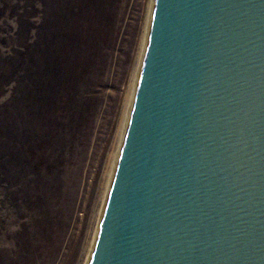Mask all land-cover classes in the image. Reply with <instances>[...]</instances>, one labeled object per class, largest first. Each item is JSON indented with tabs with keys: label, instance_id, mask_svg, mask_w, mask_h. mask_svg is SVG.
I'll use <instances>...</instances> for the list:
<instances>
[{
	"label": "water",
	"instance_id": "1",
	"mask_svg": "<svg viewBox=\"0 0 264 264\" xmlns=\"http://www.w3.org/2000/svg\"><path fill=\"white\" fill-rule=\"evenodd\" d=\"M91 264H264V0H156Z\"/></svg>",
	"mask_w": 264,
	"mask_h": 264
},
{
	"label": "rangeland",
	"instance_id": "2",
	"mask_svg": "<svg viewBox=\"0 0 264 264\" xmlns=\"http://www.w3.org/2000/svg\"><path fill=\"white\" fill-rule=\"evenodd\" d=\"M5 1L13 6L21 0ZM148 1L46 0V133L36 127L40 142L1 179L0 264L84 260ZM20 10L0 16L1 60L20 45L13 41ZM20 70L16 83L1 90L0 103L25 82Z\"/></svg>",
	"mask_w": 264,
	"mask_h": 264
},
{
	"label": "trees",
	"instance_id": "3",
	"mask_svg": "<svg viewBox=\"0 0 264 264\" xmlns=\"http://www.w3.org/2000/svg\"><path fill=\"white\" fill-rule=\"evenodd\" d=\"M19 2L20 6H12L0 0V16L5 9H21L14 15L18 29L13 40L20 45L9 56L0 57V99L1 90L16 83L20 69L25 77V82L17 85L19 91H13L5 104L0 103V182L13 168L12 163L18 159L23 164L33 144L40 142L34 133L36 127L42 135L46 133V0ZM38 16L40 23L34 27L32 22Z\"/></svg>",
	"mask_w": 264,
	"mask_h": 264
},
{
	"label": "bare ground",
	"instance_id": "4",
	"mask_svg": "<svg viewBox=\"0 0 264 264\" xmlns=\"http://www.w3.org/2000/svg\"><path fill=\"white\" fill-rule=\"evenodd\" d=\"M156 0H149L147 6V16H146V23H145V30L142 36V41L140 45V52L137 58V64L134 70V74L130 80L131 84L128 87V95H127V102H126V109L125 114L123 117V124L119 131V138L118 141L115 142L116 144L113 146L114 149L111 152L107 169L105 171V178L103 180L100 203L96 215V219L94 222V226L91 231V236L87 242L86 249H85V258L81 262V264H91L97 243L99 240L104 216L106 213L109 197L111 194L113 182L115 179V175L117 172L118 164L120 161V157L122 154V150L124 147V143L126 140L127 132L129 129L141 77L142 72L146 60L147 50L149 46V40L151 35V29L153 24L154 12H155Z\"/></svg>",
	"mask_w": 264,
	"mask_h": 264
}]
</instances>
